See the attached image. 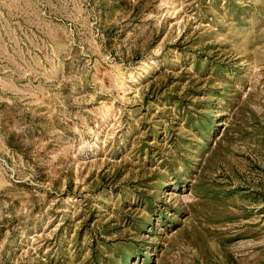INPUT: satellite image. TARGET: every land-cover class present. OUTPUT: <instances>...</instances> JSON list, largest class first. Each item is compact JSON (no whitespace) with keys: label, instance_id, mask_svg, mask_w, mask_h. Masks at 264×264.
Here are the masks:
<instances>
[{"label":"rangeland","instance_id":"rangeland-1","mask_svg":"<svg viewBox=\"0 0 264 264\" xmlns=\"http://www.w3.org/2000/svg\"><path fill=\"white\" fill-rule=\"evenodd\" d=\"M0 264H264V0H0Z\"/></svg>","mask_w":264,"mask_h":264}]
</instances>
